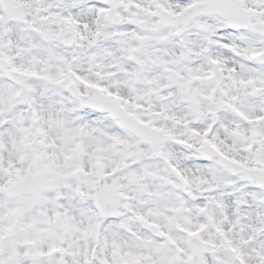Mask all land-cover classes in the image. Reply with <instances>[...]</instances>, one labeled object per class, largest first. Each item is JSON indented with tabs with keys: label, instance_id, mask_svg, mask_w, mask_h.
<instances>
[{
	"label": "snow or ice",
	"instance_id": "snow-or-ice-1",
	"mask_svg": "<svg viewBox=\"0 0 264 264\" xmlns=\"http://www.w3.org/2000/svg\"><path fill=\"white\" fill-rule=\"evenodd\" d=\"M0 264H264V0H0Z\"/></svg>",
	"mask_w": 264,
	"mask_h": 264
}]
</instances>
